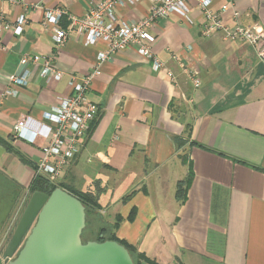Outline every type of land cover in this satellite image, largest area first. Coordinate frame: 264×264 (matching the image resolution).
<instances>
[{
	"label": "crops",
	"instance_id": "1",
	"mask_svg": "<svg viewBox=\"0 0 264 264\" xmlns=\"http://www.w3.org/2000/svg\"><path fill=\"white\" fill-rule=\"evenodd\" d=\"M96 1L0 0V23L11 24L20 14L27 20L21 34H0V137L14 150L0 145V173L25 195L35 172L19 155L35 164L39 143L13 138V123L23 116L40 119L70 94V76L88 73L106 48L102 41L83 45L70 32L57 49L43 11L60 7L82 16ZM227 2L213 0L212 8ZM188 4L187 20L169 14L148 28L160 69L132 48L102 64L87 93L98 113L58 184L97 201L98 209L84 204L81 243L97 241L101 228L104 236L114 232L134 247L133 264H264V62L244 41L224 40L219 32L202 36L197 2ZM234 6L240 24L264 29V0H235ZM148 11L147 0L116 8L127 22ZM224 21L233 25L230 11ZM24 54L51 57L62 77H41L39 64H20ZM26 70L27 84L6 96L8 75ZM104 216L112 223L101 221ZM9 221L13 214L5 226Z\"/></svg>",
	"mask_w": 264,
	"mask_h": 264
},
{
	"label": "built area",
	"instance_id": "2",
	"mask_svg": "<svg viewBox=\"0 0 264 264\" xmlns=\"http://www.w3.org/2000/svg\"><path fill=\"white\" fill-rule=\"evenodd\" d=\"M14 4L22 0H8ZM140 0H97L87 13L77 16L64 8H45L42 23L52 28V40L57 49L62 48L74 32L83 45L89 46L102 41L106 48L97 52L91 70L82 77L70 76L68 84L71 92L50 110L43 111L41 118L23 116L12 125V137L31 145L39 143L40 156L35 162V174L45 178L50 184L57 186L62 171L70 164L80 148V141L86 136L91 122L98 113V106L87 100V93L93 79L100 74L101 66L115 54L132 48L156 71L163 64L151 49L154 36L148 28L159 18L175 14L188 19L191 8L188 0H147L148 13L134 22L121 19L116 13L117 7H132ZM203 22L200 33L209 36L219 32L224 40H241L251 45L259 60L264 62V29L256 24L239 23L240 12L235 9V0L222 4L219 9L212 8L213 0H196ZM230 11L234 22L228 25L224 14ZM64 20L65 26L60 22ZM23 14L17 16L11 24L0 23V34L3 30H11L21 34L26 23ZM39 64V74L43 78L58 80L63 72L52 64V58L39 54H24L20 64ZM167 75L173 80V74ZM28 71L22 74L11 73L7 78L6 96H14L27 84ZM195 87L200 85L198 78L189 74Z\"/></svg>",
	"mask_w": 264,
	"mask_h": 264
},
{
	"label": "water",
	"instance_id": "3",
	"mask_svg": "<svg viewBox=\"0 0 264 264\" xmlns=\"http://www.w3.org/2000/svg\"><path fill=\"white\" fill-rule=\"evenodd\" d=\"M84 203L56 187L34 191L17 221L0 264H133L127 248L114 240L81 243Z\"/></svg>",
	"mask_w": 264,
	"mask_h": 264
},
{
	"label": "trees",
	"instance_id": "4",
	"mask_svg": "<svg viewBox=\"0 0 264 264\" xmlns=\"http://www.w3.org/2000/svg\"><path fill=\"white\" fill-rule=\"evenodd\" d=\"M64 21V20H63ZM62 25H65V22H63ZM0 145L6 149L7 151L9 152H14L13 148L11 147V145L9 144V142H7L6 140L2 139L0 137ZM182 147H183V143H180L178 145V149L180 151H183L182 150ZM181 156H183L185 158V153L183 152L182 154H180ZM20 156V160L24 161V162H28L30 165H33V168L35 170V164L34 163H31L29 160L25 159L21 154L19 155ZM189 177V176H188ZM188 182H189V179H188ZM182 182H179L178 184V188H177V195L178 197L180 198L182 196V192H183V187H182ZM57 186L61 187V188H64L66 189L67 191L71 192L72 194H74L76 197H78L87 207H90L92 209H98V204H97V201L96 199L89 193H86V192H81V191H78V190H75V189H72V188H68L67 186H65L64 184H57ZM56 186L50 184L45 178H43L42 176H39V175H34V177L32 178L29 186L27 187V195L26 198H28L29 195L32 194V192L34 191H41V192H44V193H47V194H50L54 189H55ZM21 192H22V189L19 188L12 180L8 179L6 176L2 175L0 173V201H1V198L4 199L6 197H8L9 200H11V204L13 205L14 202H16L18 200V198L20 197L21 195ZM28 200V199H27ZM26 205V199H25V203H24V206ZM15 206V205H14ZM13 206V207H14ZM15 208V207H14ZM24 209V208H23ZM23 211V210H22ZM10 217H5L4 219H1L2 223L3 224L9 220ZM120 217L117 216V221L112 225V228L115 230L118 228L119 226V222H120ZM105 231L104 228H101L95 239L98 241V242H101V241H104V240H114V241H117L118 243L124 245L129 254L132 256V253L134 251V247L131 246L130 244H128L127 242H125L124 240H120L116 237L115 233L112 232L111 234L107 235V236H104L102 235L103 232Z\"/></svg>",
	"mask_w": 264,
	"mask_h": 264
},
{
	"label": "rangeland",
	"instance_id": "5",
	"mask_svg": "<svg viewBox=\"0 0 264 264\" xmlns=\"http://www.w3.org/2000/svg\"><path fill=\"white\" fill-rule=\"evenodd\" d=\"M30 198V195L28 196V198H26L25 196V192H21V195L20 197L18 198V200L16 202H14V211H13V221H9L7 224V226H3L2 228H0V258H3V254H4V251L5 249L7 248V245L9 243V240L11 238V235L13 234L14 232V229H15V226L17 224V218L19 217V214L21 212V210H23V208L26 206H24V203H25V199H26V203H27V199ZM11 207H12V204H11V200L8 199V197L2 199L1 198V201H0V226H1V219H4L6 216L7 217H10L9 214V211L11 210ZM22 208V209H21ZM20 210L19 211V214L17 215L16 219L14 220V213L17 212V210ZM22 214V213H21ZM101 221H104L105 224H111L112 221H113V218L112 217H108V216H104V217H101L100 218ZM19 220V219H18Z\"/></svg>",
	"mask_w": 264,
	"mask_h": 264
},
{
	"label": "flooded vegetation",
	"instance_id": "6",
	"mask_svg": "<svg viewBox=\"0 0 264 264\" xmlns=\"http://www.w3.org/2000/svg\"><path fill=\"white\" fill-rule=\"evenodd\" d=\"M13 206H14V204L12 205L11 210L9 211V214H8L10 216L12 215V213L14 211V207ZM4 225H5V222L3 224H1L0 228H2Z\"/></svg>",
	"mask_w": 264,
	"mask_h": 264
}]
</instances>
